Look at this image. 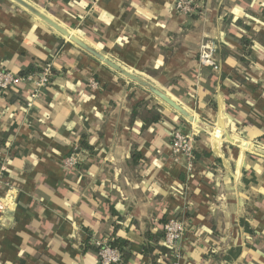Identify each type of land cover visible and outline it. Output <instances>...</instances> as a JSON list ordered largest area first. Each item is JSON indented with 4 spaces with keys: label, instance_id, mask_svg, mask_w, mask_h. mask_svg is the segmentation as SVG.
I'll list each match as a JSON object with an SVG mask.
<instances>
[{
    "label": "crops",
    "instance_id": "0c3cea01",
    "mask_svg": "<svg viewBox=\"0 0 264 264\" xmlns=\"http://www.w3.org/2000/svg\"><path fill=\"white\" fill-rule=\"evenodd\" d=\"M26 1L186 115L15 0H0V68L53 70L32 107L33 82L0 94V264H98L89 232L127 239L121 264H264V0H195L192 14L175 0ZM210 38L219 43L216 70L198 62ZM139 102L162 118L132 122ZM177 127L193 137L191 168L172 156ZM78 144L83 159L66 168ZM171 217L184 219L179 255L157 251L154 261L143 254L146 235L162 243Z\"/></svg>",
    "mask_w": 264,
    "mask_h": 264
},
{
    "label": "built area",
    "instance_id": "2783aa9c",
    "mask_svg": "<svg viewBox=\"0 0 264 264\" xmlns=\"http://www.w3.org/2000/svg\"><path fill=\"white\" fill-rule=\"evenodd\" d=\"M175 8L184 14L195 13L198 5L195 0H175ZM219 48L217 39L210 38L201 42L199 45L198 62L201 67L216 70L218 62L216 53ZM53 70L50 64H47L41 72L23 76L9 69L0 68V94H5L8 90L16 89L23 82H33L34 88L30 92L32 100L26 103L27 107H32L35 98L38 97L40 88L47 86L52 78ZM93 84L96 82L93 80ZM172 156L176 159L186 158L188 167L191 168L195 162V148L193 137L187 134L182 128H174L171 131ZM83 159V152L80 144L75 146L72 153L64 160L66 168L77 166ZM5 183L3 167L0 168V186ZM6 205L0 202V209L3 210ZM185 233V224L182 217H171L163 225L162 243L170 248L171 257L177 258L180 252L179 242ZM92 238V243L98 247V264H121L123 254L121 250L113 247L110 241Z\"/></svg>",
    "mask_w": 264,
    "mask_h": 264
},
{
    "label": "trees",
    "instance_id": "16d2710c",
    "mask_svg": "<svg viewBox=\"0 0 264 264\" xmlns=\"http://www.w3.org/2000/svg\"><path fill=\"white\" fill-rule=\"evenodd\" d=\"M244 44L248 45L250 44V40H245V39H241ZM42 69L37 68V67H31L29 68L27 71H23L20 72L19 74L23 75V76H27L29 74H33V73H37V72H41ZM51 83V81H50ZM49 83V84H50ZM48 84V85H49ZM136 117L141 118L144 121V126H149L152 125L156 122H158L161 118L162 115L160 114V112L157 110V108L155 106H150L149 104H147L146 102H139L132 113V119L131 121L133 122L134 119ZM81 146L88 150V151H92L93 148L92 146L89 144V141L87 140V138H84V140L81 142ZM135 155H133V160L135 161ZM166 222V220H165ZM114 229H117V226L114 227ZM146 245L144 246L143 249V254L150 256L152 260H157V258L159 256H161V254H164L167 257L171 258V251L170 248L167 247L166 245H164L163 243H159L158 240H156V238L154 237L153 234L151 233H147L146 235ZM151 241L156 242L157 244L153 245L151 243ZM130 242L127 239H124L120 236L118 237H114L111 241L110 244L113 247L118 248L119 250H121L122 254H123V261L122 263H125L131 253L129 251V244ZM85 246L86 249H93V250H97L98 251V247H96L93 243H92V236H91V232H89V236L85 242ZM157 251H159L161 254H156Z\"/></svg>",
    "mask_w": 264,
    "mask_h": 264
},
{
    "label": "water",
    "instance_id": "95a60500",
    "mask_svg": "<svg viewBox=\"0 0 264 264\" xmlns=\"http://www.w3.org/2000/svg\"><path fill=\"white\" fill-rule=\"evenodd\" d=\"M17 3L25 7L27 10L38 16L40 19H42L44 22H46L48 25L53 27L55 30H57L60 34H62L64 37L68 38L71 42L78 45L82 49L86 50L96 58L102 60L104 63L108 64L112 68L122 72L124 75L129 77L130 79L142 84L143 86L147 87L153 94H155L157 97H159L161 100L169 104L171 107H173L175 110L183 113L186 115L185 110L170 96L165 94L160 89L156 88L152 84L148 83L146 80L142 79L139 76H136L135 74L128 72L124 69H122L120 66L112 62L109 58H107L105 55L97 51L96 49L89 46L84 40H82L79 36L76 34H73L70 30L66 29L65 27L61 26L58 22L53 20L51 17H49L47 14L42 12L40 9L32 5L31 3L27 2L26 0H15ZM4 215L6 216L4 218V221L8 219V215L11 214V210H4Z\"/></svg>",
    "mask_w": 264,
    "mask_h": 264
}]
</instances>
